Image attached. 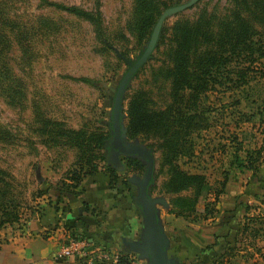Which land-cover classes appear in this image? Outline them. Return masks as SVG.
<instances>
[{"label":"trees","instance_id":"16d2710c","mask_svg":"<svg viewBox=\"0 0 264 264\" xmlns=\"http://www.w3.org/2000/svg\"><path fill=\"white\" fill-rule=\"evenodd\" d=\"M40 2L87 21L96 39L108 48V42L128 41L129 36L124 31L129 30L135 43L143 44L137 57L144 50L162 10L179 3L178 0H133L131 16L112 34L107 29L99 0L92 8L55 0ZM5 6L3 3L4 10L0 8V96L14 104V97L23 85L14 77V66L9 61L13 59L11 47L14 38L28 42L29 37L18 13L10 16ZM192 7L195 8L191 13L179 12L171 24L162 23L152 51L126 84L123 100L127 98V103L121 116L123 121L125 112L126 140L139 137L141 143L157 154L153 177H162L156 186L159 192L169 196L170 212L197 220L212 216L215 211L207 202L198 208L201 190L207 183L205 159L214 148L208 143L213 126L221 124L226 135L231 134L235 140L236 128L245 122L257 130L254 132L257 140L252 147L236 140L235 151H231L229 158L230 166L256 171L264 157V0H198ZM52 23L48 16L38 15L29 28L44 31ZM126 43L120 47L127 51ZM151 59H155V63L148 67L149 77L130 88L131 80ZM73 78L99 88L107 84L87 76ZM242 102L246 110L237 107ZM40 124L33 129L40 143L75 150L73 165L68 170L69 180L59 181L53 187L59 193L79 185L85 176L102 166L109 170L111 181L116 180V169L104 163V149L109 147L111 137L112 113L109 130L104 126L72 128L49 118L42 119ZM1 125L0 142H11L14 133ZM242 134L248 137L243 131ZM126 164L132 171H144L137 158L128 157ZM11 177L0 166V227L21 217L22 201L16 199ZM224 220L228 230L216 233L212 243L197 248L192 256L195 262L191 264H236L239 250L257 232V228H251L247 233L249 224H264L261 214L247 216L243 221L238 213ZM118 257L117 264L127 263L125 255L118 254ZM77 259L87 264L84 259ZM91 264L110 262L95 258Z\"/></svg>","mask_w":264,"mask_h":264},{"label":"rangeland","instance_id":"374dc122","mask_svg":"<svg viewBox=\"0 0 264 264\" xmlns=\"http://www.w3.org/2000/svg\"><path fill=\"white\" fill-rule=\"evenodd\" d=\"M55 1L79 4L86 8H92L96 2ZM184 1L186 0H178L179 3ZM3 3L6 4L5 10L10 16H14V12L18 13V19L27 29L29 37L28 42H20L14 38L10 52L13 59H9L14 66V77L18 78L23 86L16 93L14 104L0 96V125L9 127L14 133L11 142H0V166L12 175L10 179L14 184V194L16 199L20 198L22 201L21 217L19 221L12 223L14 229L15 223L28 219L35 210L41 208L39 195L46 186H55L59 181L69 180L68 170L73 165L71 163L75 155V150L71 147H47L40 143L33 129L41 125L42 119L49 118L72 128L104 126L109 130L108 122L111 120L114 96V91L109 86H117L129 67L127 60L135 61L143 44L135 43L132 33L125 30L129 40L108 42V48L96 39L94 30L87 21L78 19L65 10L41 3L40 0H0L1 9ZM99 6L108 25L107 29L113 34L119 31L120 25L131 16L133 0H99ZM194 8L188 7L170 14L163 22L169 25L179 12L191 13ZM38 15L48 16L53 21L52 25L44 31L30 29L32 20ZM125 42L127 51L125 47H120ZM153 63L155 59L145 64V68L131 80L130 88L149 77L148 67ZM77 76L99 79L107 84L105 88H99L73 78ZM130 79L131 77L128 82ZM126 103L127 98L122 101L124 109ZM237 107L244 108L243 102ZM125 118L124 112L123 123ZM236 131V140H241L247 147L255 145L257 137L254 132L257 133V130L253 129L250 123H243ZM242 131L248 135L247 138L243 136ZM134 139L141 141L139 137L128 138ZM208 140L209 147L214 148L209 152L211 155H207L205 159L207 183L201 190L198 208H202L203 203L207 202L215 208L214 214L191 220L170 212V204H158L162 224L173 237L175 236L173 242L177 246L174 251L180 260L179 264H191L194 261L192 256L197 250L196 246L205 244L202 237L230 214L227 207L233 199L236 203L241 198L246 201V207L242 205L240 211H243H239L241 220L244 221L247 216H264V157L260 159L256 171L230 166V154L235 151L237 141L231 138V134L226 135L221 124L210 129ZM239 153L243 156L242 150ZM160 178L162 177L155 180V185ZM251 181L256 182L251 190L255 193L240 197L237 192L239 186ZM151 192L161 195L155 188ZM164 196L169 197L166 194ZM7 225L10 226H5ZM249 227L247 233L252 231L251 228H257L256 235L249 237L247 245L239 250L236 264L241 261V264L264 262V224L260 226L259 222H254L250 223ZM250 243L253 244V249Z\"/></svg>","mask_w":264,"mask_h":264},{"label":"crops","instance_id":"0c3cea01","mask_svg":"<svg viewBox=\"0 0 264 264\" xmlns=\"http://www.w3.org/2000/svg\"><path fill=\"white\" fill-rule=\"evenodd\" d=\"M108 150L109 147L104 149L105 156ZM153 155L155 165L157 154L153 152ZM119 156L123 168H116L107 159L104 162L116 169L118 177L115 181H111L109 170L102 166L85 176L79 185L72 187L69 191L63 190L59 193L53 188L54 185L46 186L39 195L41 208L38 211L35 210L28 219L15 223L14 229L12 224L0 227V264H85L75 257L60 259L54 255V250L60 242L79 233L83 234L90 243L99 244L112 254L125 255L126 264H149L146 257H139L138 252L130 249L124 241L125 239L139 240L143 229L142 211L140 205L134 201L138 187L129 180V176L134 174L141 177L145 171V163L134 156L123 154ZM128 157L139 159L144 166V171H132L126 164ZM156 179L152 174L148 187L151 196L158 195L151 192L153 188L157 190ZM255 183L251 181L246 185L245 183L240 185L237 191L240 197L246 196L247 193L254 194L255 192L251 190L255 187ZM165 199L170 204L168 197ZM245 202L243 198L237 203L233 199L227 207V212L230 214L225 218L238 214ZM67 213H71V217L68 218ZM225 218L206 234L207 236L202 237L205 244L197 245L196 248L212 243L216 233L222 234L228 230ZM162 225L170 238L168 255L177 258V264H179L180 260L174 251L177 246L173 242L175 236L173 237L164 224ZM251 264L254 263L251 262Z\"/></svg>","mask_w":264,"mask_h":264},{"label":"water","instance_id":"95a60500","mask_svg":"<svg viewBox=\"0 0 264 264\" xmlns=\"http://www.w3.org/2000/svg\"><path fill=\"white\" fill-rule=\"evenodd\" d=\"M197 1L186 0L165 7L158 16L142 53L135 61L127 60L129 67L119 79L117 86H110V89L114 91L112 102V136L108 142L109 150L106 159L116 168H123L120 154L140 158L145 163V171L141 177L134 174L129 176V180L138 187L134 201L140 205L142 211L143 229L139 240L125 239L124 241L129 245L130 249L138 252L139 257H146L149 264H177V258L168 255L167 248L170 244V238L166 234L161 220L158 217V208L156 206L158 203L163 206L168 205V203L163 195L151 196L148 192L154 168V155L138 139L126 140V127L123 124L121 116L123 108L122 101L129 78L146 61L152 51L165 17L188 8ZM66 216L68 218L71 217V213H67Z\"/></svg>","mask_w":264,"mask_h":264},{"label":"built area","instance_id":"2783aa9c","mask_svg":"<svg viewBox=\"0 0 264 264\" xmlns=\"http://www.w3.org/2000/svg\"><path fill=\"white\" fill-rule=\"evenodd\" d=\"M54 255L60 259L70 257L84 259L87 264L96 259L108 260L110 264H117L118 253H111L102 246L90 243L84 236H71L64 242H60L54 250Z\"/></svg>","mask_w":264,"mask_h":264},{"label":"flooded vegetation","instance_id":"af4514ba","mask_svg":"<svg viewBox=\"0 0 264 264\" xmlns=\"http://www.w3.org/2000/svg\"><path fill=\"white\" fill-rule=\"evenodd\" d=\"M112 136V135H111ZM110 139H111V137H110Z\"/></svg>","mask_w":264,"mask_h":264}]
</instances>
